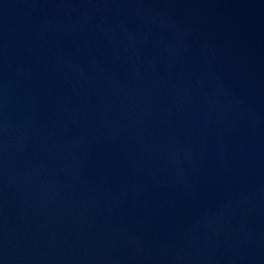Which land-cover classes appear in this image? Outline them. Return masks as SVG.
<instances>
[{
    "label": "water",
    "instance_id": "95a60500",
    "mask_svg": "<svg viewBox=\"0 0 264 264\" xmlns=\"http://www.w3.org/2000/svg\"><path fill=\"white\" fill-rule=\"evenodd\" d=\"M0 264H264V0H0Z\"/></svg>",
    "mask_w": 264,
    "mask_h": 264
}]
</instances>
